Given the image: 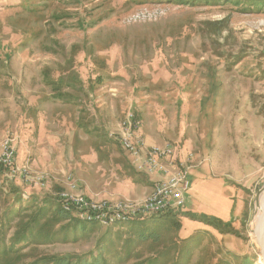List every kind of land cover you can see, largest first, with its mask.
Segmentation results:
<instances>
[{"label": "rangeland", "instance_id": "obj_1", "mask_svg": "<svg viewBox=\"0 0 264 264\" xmlns=\"http://www.w3.org/2000/svg\"><path fill=\"white\" fill-rule=\"evenodd\" d=\"M186 1L0 0V154L12 136L45 184L0 174L13 264H263L264 0ZM131 110L154 145L188 157L187 206L135 225L57 220L63 191L148 197L153 178L110 136ZM40 208L35 238L13 244Z\"/></svg>", "mask_w": 264, "mask_h": 264}, {"label": "built area", "instance_id": "obj_2", "mask_svg": "<svg viewBox=\"0 0 264 264\" xmlns=\"http://www.w3.org/2000/svg\"><path fill=\"white\" fill-rule=\"evenodd\" d=\"M142 123L134 111H128L120 123V131L112 132L111 138L130 156L134 167L153 178L152 191L143 201L97 200L74 192L63 191L58 201L64 212L73 214L84 223L113 226L136 219L159 217L176 212L187 206L191 182L189 163L181 159L174 147L147 145L140 135ZM0 166L9 179H16L25 186L44 187V178L34 175L29 168L19 165L13 137L3 142Z\"/></svg>", "mask_w": 264, "mask_h": 264}, {"label": "trees", "instance_id": "obj_3", "mask_svg": "<svg viewBox=\"0 0 264 264\" xmlns=\"http://www.w3.org/2000/svg\"><path fill=\"white\" fill-rule=\"evenodd\" d=\"M193 0H188L186 2H192ZM136 114V113H135ZM137 116V115H136ZM138 117V116H137ZM139 119V118H138ZM3 174L6 175V170L0 166V174ZM12 193L14 194H17L18 193V189L13 187L12 189ZM56 200V198L54 199ZM43 211H45V209H38V211H35L31 216H30V221L29 223H26L24 224L23 226H21L20 230L15 232V234L13 235V244H17V243H20L22 241H28L29 239H32V238H35V235H34V231L36 230V226L38 225V219L40 217H42V213ZM56 213H55V217L57 218V220H65L67 219L68 217H71L70 214L64 212V210L61 208V205L59 202L56 201V209H55ZM170 214H174V212H168L162 216H168ZM3 215L4 217H0V220H2L0 222V231L2 229V227L5 225L6 221L8 220H11L12 217L14 216H10V215H7L5 213V211L3 212ZM7 216H10V217H7ZM161 216V217H162ZM194 218H196L197 216H193ZM151 218V217H150ZM157 218H160V217H157ZM199 218V217H197ZM148 218H145V219H136V220H133V221H130L128 223H122V224H117V225H114V226H122L124 224H139L141 222H143L144 220H146ZM200 219L202 220V222L211 227V228H214L216 229L217 231H219L220 233L222 234H226V232L223 230V227L225 228L226 226H229L230 223L228 222H223L219 219H216V218H213L211 220L209 219H206V218H201ZM5 220V221H4ZM4 221V222H3ZM87 225H93V224H89L87 223ZM45 236H49V233L46 232ZM5 243V241H0V243ZM16 254H19V251H12L11 249H5L4 251H0V264H13V260L10 259V256L13 255L15 258V261L18 262V259L20 257L18 256H15ZM49 262H52L53 264H72V261H71V257L70 256H62V257H51ZM76 264H89L87 261L85 260H77V263ZM92 264H100V261L98 258L94 259L93 263Z\"/></svg>", "mask_w": 264, "mask_h": 264}, {"label": "water", "instance_id": "obj_4", "mask_svg": "<svg viewBox=\"0 0 264 264\" xmlns=\"http://www.w3.org/2000/svg\"><path fill=\"white\" fill-rule=\"evenodd\" d=\"M263 217H264V212L258 220V223L254 230V234L256 237L257 244L260 247L262 262L264 264V222H263L264 220H263Z\"/></svg>", "mask_w": 264, "mask_h": 264}, {"label": "crops", "instance_id": "obj_5", "mask_svg": "<svg viewBox=\"0 0 264 264\" xmlns=\"http://www.w3.org/2000/svg\"><path fill=\"white\" fill-rule=\"evenodd\" d=\"M143 129V128H142ZM142 129H140V135L142 136V139L145 141V143L147 144V145H154L155 143L152 141V139L150 138V137H148V136H146V134H144V132H143V130ZM118 131H120V124H119V126H118V129L116 130V131H114V132H118ZM17 161H18V154H17ZM153 180V179H152ZM153 184V183H152ZM152 186L153 185H151V191H152ZM150 191V192H151ZM149 192V193H150ZM190 196V195H189ZM111 199H116V200H120V199H117V198H111ZM141 200H143V199H141ZM141 200H139V199H137V200H135V201H141Z\"/></svg>", "mask_w": 264, "mask_h": 264}, {"label": "bare ground", "instance_id": "obj_6", "mask_svg": "<svg viewBox=\"0 0 264 264\" xmlns=\"http://www.w3.org/2000/svg\"><path fill=\"white\" fill-rule=\"evenodd\" d=\"M262 209H263V211H264V197H263V199H262ZM263 219H264V217H263Z\"/></svg>", "mask_w": 264, "mask_h": 264}]
</instances>
